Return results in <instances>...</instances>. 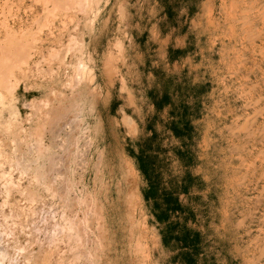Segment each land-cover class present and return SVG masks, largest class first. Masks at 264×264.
<instances>
[{
    "label": "rangeland",
    "instance_id": "1",
    "mask_svg": "<svg viewBox=\"0 0 264 264\" xmlns=\"http://www.w3.org/2000/svg\"><path fill=\"white\" fill-rule=\"evenodd\" d=\"M0 264H264V0H0Z\"/></svg>",
    "mask_w": 264,
    "mask_h": 264
},
{
    "label": "trees",
    "instance_id": "2",
    "mask_svg": "<svg viewBox=\"0 0 264 264\" xmlns=\"http://www.w3.org/2000/svg\"><path fill=\"white\" fill-rule=\"evenodd\" d=\"M166 98H167V97L164 95V96L160 99V101H159V102H161V103H160V104L157 103V104H158V105H161L162 102H163L164 100H166Z\"/></svg>",
    "mask_w": 264,
    "mask_h": 264
}]
</instances>
